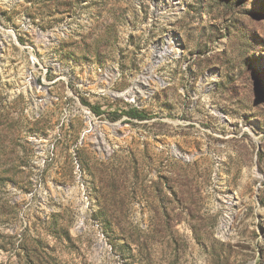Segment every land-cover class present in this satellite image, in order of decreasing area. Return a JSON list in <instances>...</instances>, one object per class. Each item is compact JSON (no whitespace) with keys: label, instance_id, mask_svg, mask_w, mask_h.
<instances>
[{"label":"rangeland","instance_id":"rangeland-1","mask_svg":"<svg viewBox=\"0 0 264 264\" xmlns=\"http://www.w3.org/2000/svg\"><path fill=\"white\" fill-rule=\"evenodd\" d=\"M0 264H264V0H0Z\"/></svg>","mask_w":264,"mask_h":264},{"label":"trees","instance_id":"trees-1","mask_svg":"<svg viewBox=\"0 0 264 264\" xmlns=\"http://www.w3.org/2000/svg\"><path fill=\"white\" fill-rule=\"evenodd\" d=\"M82 104L88 107V109L96 116H100L101 114H103L98 106H93L85 102H82ZM122 115L129 118V120H137V121L147 120V116L145 113L132 108L128 109L122 114H119L117 112L108 113L107 118L109 120H119L122 117Z\"/></svg>","mask_w":264,"mask_h":264}]
</instances>
